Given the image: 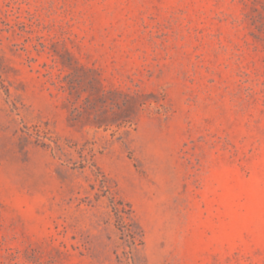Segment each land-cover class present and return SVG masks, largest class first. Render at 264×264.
I'll return each instance as SVG.
<instances>
[{
    "label": "rangeland",
    "instance_id": "obj_1",
    "mask_svg": "<svg viewBox=\"0 0 264 264\" xmlns=\"http://www.w3.org/2000/svg\"><path fill=\"white\" fill-rule=\"evenodd\" d=\"M0 264H264V0H0Z\"/></svg>",
    "mask_w": 264,
    "mask_h": 264
}]
</instances>
